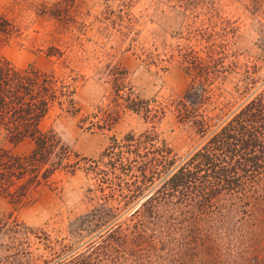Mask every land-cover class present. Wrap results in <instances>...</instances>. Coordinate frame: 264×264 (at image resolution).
<instances>
[{
	"label": "trees",
	"instance_id": "obj_1",
	"mask_svg": "<svg viewBox=\"0 0 264 264\" xmlns=\"http://www.w3.org/2000/svg\"><path fill=\"white\" fill-rule=\"evenodd\" d=\"M181 1L199 17L198 0ZM209 12L208 29L195 19L166 48L189 76L178 115L203 138L184 157L150 130L115 138L98 159L73 154L40 128L54 102L73 104L70 80L19 68L0 54V132L10 144L34 143L26 154L0 143V195L23 204L56 170L79 167L94 175L102 193L70 222L69 241L46 264H264V56L245 64L243 89L219 90L215 83L238 59L227 44L233 31L218 29L217 14ZM7 24L0 20V29ZM199 39L205 44H194ZM120 81L113 80L118 92ZM126 101L147 120L164 112L147 100ZM8 221L0 217V230Z\"/></svg>",
	"mask_w": 264,
	"mask_h": 264
},
{
	"label": "rangeland",
	"instance_id": "obj_2",
	"mask_svg": "<svg viewBox=\"0 0 264 264\" xmlns=\"http://www.w3.org/2000/svg\"><path fill=\"white\" fill-rule=\"evenodd\" d=\"M198 1L199 17L181 0H0V20L8 23L0 29V54L19 68L33 66L70 80L73 104L54 102L40 128L56 135L73 154L98 159L115 138L150 130L184 157L203 138L176 109L189 76L180 58L166 51L174 37L195 19L198 27L208 29L209 11L217 14V28H231L227 44L237 67L215 83L225 93L243 89L245 64L264 56V0ZM120 79L125 82L118 92L113 84L121 85ZM127 96L164 112L147 120L128 106ZM0 143L18 154L34 147L31 139L10 144L2 132ZM98 187L83 167L61 168L23 204L0 195V217L9 220L0 230V264H46L55 255L52 250L69 241L70 222L98 204Z\"/></svg>",
	"mask_w": 264,
	"mask_h": 264
}]
</instances>
